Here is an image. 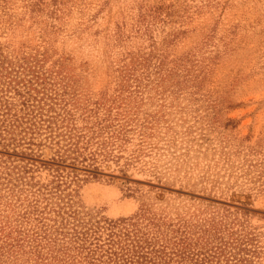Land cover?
Returning a JSON list of instances; mask_svg holds the SVG:
<instances>
[{
    "label": "rangeland",
    "instance_id": "obj_1",
    "mask_svg": "<svg viewBox=\"0 0 264 264\" xmlns=\"http://www.w3.org/2000/svg\"><path fill=\"white\" fill-rule=\"evenodd\" d=\"M6 264H264V0H0Z\"/></svg>",
    "mask_w": 264,
    "mask_h": 264
},
{
    "label": "trees",
    "instance_id": "obj_2",
    "mask_svg": "<svg viewBox=\"0 0 264 264\" xmlns=\"http://www.w3.org/2000/svg\"><path fill=\"white\" fill-rule=\"evenodd\" d=\"M5 253H6L5 248L3 246H0V264H6V261H4V258H3ZM13 264H16V262H13Z\"/></svg>",
    "mask_w": 264,
    "mask_h": 264
}]
</instances>
